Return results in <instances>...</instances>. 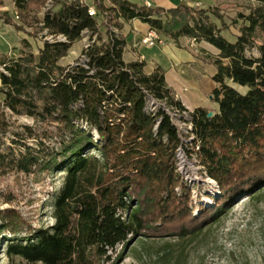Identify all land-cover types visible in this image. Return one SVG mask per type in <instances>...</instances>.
<instances>
[{"label": "trees", "instance_id": "obj_1", "mask_svg": "<svg viewBox=\"0 0 264 264\" xmlns=\"http://www.w3.org/2000/svg\"><path fill=\"white\" fill-rule=\"evenodd\" d=\"M48 1L52 8L38 23L47 36L65 41L43 40L33 53L22 40L16 57L0 53L1 106L33 122L12 129L0 115V172L64 177L50 227H34L15 209L0 210L8 257L29 264H107L131 238L192 234L216 221L233 200L264 186V0H250L257 6L241 16L233 43L221 36L209 10L181 3L168 11L131 0L13 4L29 15ZM135 19L176 46L188 39L218 51L211 93L217 111L211 117L206 108L183 107L160 68L145 75L143 62L123 61L121 30ZM84 34L90 38L81 60L61 65ZM252 49L257 57L247 55ZM167 109L188 113L185 151L218 193L204 194L212 206L195 204L192 189L199 185L189 186L176 171L181 137Z\"/></svg>", "mask_w": 264, "mask_h": 264}, {"label": "rangeland", "instance_id": "obj_2", "mask_svg": "<svg viewBox=\"0 0 264 264\" xmlns=\"http://www.w3.org/2000/svg\"><path fill=\"white\" fill-rule=\"evenodd\" d=\"M81 1L91 5L93 0ZM131 1H136L135 3L138 5L151 6V0ZM157 2H164L165 5H168V3L178 5L181 3L187 7L209 10L210 20L220 30L221 36L230 43L235 42L236 37L239 35V29L243 24L241 16L248 15L250 10L257 6L256 2L250 0H157ZM103 4L105 6L110 5L108 0H103ZM46 5L37 12L24 15L15 9L13 0H0V7L4 8V10H0V25L4 30L3 32L9 30L13 36L18 32L24 37L23 40L31 45L33 53H36L46 36V32L41 30L40 23L37 20L42 17ZM52 5L51 1L49 9L52 8ZM174 8L162 9L168 11ZM16 17L18 18L16 19ZM6 19L10 20V25L5 23ZM101 21L102 18L99 17V22ZM4 25L10 28H4ZM14 26L20 27V30L17 31ZM100 31L104 36V27L101 26ZM159 36L163 41L162 45L173 44L178 49L193 51L197 62L182 68L183 77L185 78L183 91L201 86L198 91L202 94V88H205V106H203L214 114L217 111V104H213L211 98L212 88H210V84H205V81L208 82L209 79L204 80V76L209 73L211 68L209 65L214 67L212 61L215 55L207 50L208 48L205 44H202L203 42L198 43L183 39L176 46L171 40ZM89 38V35L84 34L78 42L74 43L68 55L60 61V64L63 66L73 65L76 61L81 60V51L89 42ZM2 39L4 41L6 38L3 37ZM21 42L22 40L17 42L14 38V43L10 44L6 55L16 57L19 50L23 48ZM247 55L257 57L256 49L247 51ZM126 59H129L128 55H126ZM233 87L241 93L246 91V89ZM185 94L192 96L191 91ZM198 97H195V99L197 100ZM174 98L178 100L177 96H174ZM0 115H3L9 121L12 129H17L23 125L31 126L33 123L29 118L10 115L1 106V97ZM11 138L12 136L9 133L8 144H10ZM26 142L28 145H34L31 140ZM18 146H13L15 153L19 151ZM176 171L179 172L177 167ZM63 175V173L54 174L43 171H36L30 175L16 172L2 174L0 172V210L15 209L34 227H50L54 223L52 217L53 198L62 184ZM181 175L189 186L199 185V187L192 189L194 203L212 206L210 201L204 199V194L218 196V193L215 192V189H212L213 186L208 184V179L202 178L196 164L192 161L188 162L186 170H181ZM5 249L6 242L0 237V264H29L18 257H8L5 254ZM111 257V261L107 264H264V186L242 198H236L216 221L192 234L184 237L178 235L134 237L123 247H117Z\"/></svg>", "mask_w": 264, "mask_h": 264}, {"label": "crops", "instance_id": "obj_3", "mask_svg": "<svg viewBox=\"0 0 264 264\" xmlns=\"http://www.w3.org/2000/svg\"><path fill=\"white\" fill-rule=\"evenodd\" d=\"M150 5L152 7H162L167 9L174 8L177 4L170 5L168 3V5H165L164 2L160 3L157 2V0H151ZM0 10H4V8L0 7ZM3 27L10 28L6 25H4ZM148 29V25L141 23L136 19L123 25L121 34L123 35L126 42V46L123 52V61L125 63L143 62V72L145 75H150L156 68H160L164 74V79L167 87L171 90L173 96H177L178 101L183 107L190 111H193L198 107L204 108L205 88H202V94L198 91L201 86H195L189 88L185 92L183 91V81L185 78L183 77L182 68L184 66H188L197 62L196 56L194 55L193 51L178 49L173 44H164L153 48L142 46L140 44V40L145 36ZM3 31L4 30L0 25V53L6 55L8 54L10 44L14 43V38L18 42L20 40H23L24 37L21 36L18 32L13 36L9 30H7L8 33ZM3 37L6 38L4 40L5 42L2 39ZM202 44H205L208 48L207 50H209L212 54L215 55V57H217L218 51L214 47L204 42ZM213 51H215L216 53H214ZM126 55H128L129 59H126ZM209 67L211 68L209 69L208 75L204 76V80L209 79V83L205 81V84H210V88H212L211 90H213L215 84L212 81V77L216 73V68L212 67V65H209ZM188 91L192 92L191 97L185 94ZM195 97H198V99L196 100ZM213 104L216 105L214 102Z\"/></svg>", "mask_w": 264, "mask_h": 264}, {"label": "built area", "instance_id": "obj_4", "mask_svg": "<svg viewBox=\"0 0 264 264\" xmlns=\"http://www.w3.org/2000/svg\"><path fill=\"white\" fill-rule=\"evenodd\" d=\"M50 4L51 1H48L45 11L49 10ZM88 12L90 16H95L94 9L90 8ZM17 18L18 17H16V19ZM44 39L49 42L54 41V39L61 42L65 41V39L62 36L53 38L52 36L46 35ZM140 44L148 48H153V47L161 46L163 44V41L155 31L148 29L145 36L140 40ZM84 47H86V45ZM167 112L169 113L172 122L176 126L177 131L181 137V144L180 146H178L175 152L176 167L181 174V170H186V164H188V162L192 161L193 163H195L194 159L192 158L190 159L185 151L187 145L189 144V141L185 140V138L187 134L190 132V128H191L190 124L188 123L189 117L186 111H180L177 109H167ZM207 182L208 184L211 183L210 180H208Z\"/></svg>", "mask_w": 264, "mask_h": 264}, {"label": "water", "instance_id": "obj_5", "mask_svg": "<svg viewBox=\"0 0 264 264\" xmlns=\"http://www.w3.org/2000/svg\"><path fill=\"white\" fill-rule=\"evenodd\" d=\"M212 115H213V113L209 112L207 116L211 117Z\"/></svg>", "mask_w": 264, "mask_h": 264}]
</instances>
